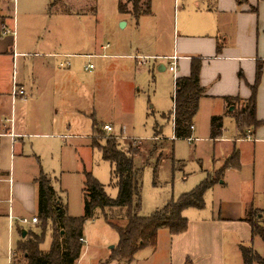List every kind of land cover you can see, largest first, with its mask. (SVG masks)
Listing matches in <instances>:
<instances>
[{
    "label": "rangeland",
    "instance_id": "374dc122",
    "mask_svg": "<svg viewBox=\"0 0 264 264\" xmlns=\"http://www.w3.org/2000/svg\"><path fill=\"white\" fill-rule=\"evenodd\" d=\"M144 1H141L140 8H143ZM150 1L151 15L140 18L136 25L133 16L119 13V0H86L87 6H83V0H0V21L6 22L9 31L8 35H3L0 29V50L9 52V57L0 56V89L10 90L15 73L17 82L26 84L27 91L26 96L14 104L10 98L6 100L5 113L13 122L16 120L18 131L24 130L25 149L29 151L32 144L37 149L36 156L26 160L18 155L11 158V141L3 137L0 139V164L3 170L12 172L13 182L32 183L41 172L48 175L67 204L71 218L83 215L82 190L86 173H91L104 186L111 199L117 197L111 165L103 161L100 152L92 147L93 140L103 145L105 137L110 135L123 145L136 141L133 146L142 150L141 157L135 160L136 165L144 170L140 217L147 218L171 200L191 192L199 184L195 183L197 176L192 174L199 168L214 177V147L205 140L204 129H195L190 141L174 140L172 122L163 118V114L168 115L172 110L174 75L159 72L152 58L171 54L177 11L182 0ZM124 3L127 10H133L130 0H124ZM66 13L69 16H63ZM122 20L128 22V26L122 28ZM108 44L110 49L100 50ZM49 49L84 56L103 53L114 56L91 61L84 57L74 59V63L83 64V67L78 69L76 77L72 76L71 86H65L66 95L55 97L56 100L46 95L38 102L31 97V86L25 82L30 79L37 61L43 60L34 55ZM12 51L26 56H15L13 62ZM136 58H146V62L138 65ZM89 62L95 65L91 73L84 70V65ZM94 121L101 134L93 135ZM104 124H112L114 133L104 132ZM156 125L161 129H154ZM224 126L225 136L232 137V118L225 119ZM156 130L162 134L161 138L154 140ZM164 140L174 141L175 163L171 149H163ZM155 145L157 151L149 159ZM159 153L163 158L154 178ZM257 153L256 165L247 163V172L244 173L255 174L256 198L264 202V150H257ZM237 177L235 184L240 180ZM187 178L190 180L186 183ZM216 193L215 199L234 200L239 196L232 187ZM8 195V184L1 185L0 201L4 202L0 203L1 210L7 208ZM13 210L14 217L19 219L31 220L37 213L22 208L16 198ZM116 222L120 226L126 224L122 218ZM18 225L13 226L9 249L8 220L0 217V264H9V250H16L22 231L42 233L41 223L39 226ZM84 234L87 243L78 264H102L108 260L110 248L119 242L117 232L100 214L85 223ZM167 235L162 230L157 252L152 248L144 249L136 257L135 264H169ZM51 237L52 225L48 222L41 246L43 251H49ZM252 248L264 258L262 239H256Z\"/></svg>",
    "mask_w": 264,
    "mask_h": 264
},
{
    "label": "crops",
    "instance_id": "0c3cea01",
    "mask_svg": "<svg viewBox=\"0 0 264 264\" xmlns=\"http://www.w3.org/2000/svg\"><path fill=\"white\" fill-rule=\"evenodd\" d=\"M84 5L87 6L86 0H83ZM50 10L52 11V9ZM123 15L132 16L131 13ZM63 16L69 15L66 13ZM177 16L172 52L166 56H152L155 66L159 72H169V58L177 56L175 82L177 78L190 75L193 59L201 61L200 83L205 88V96L200 101L194 130L204 129L205 140L212 143L214 147L213 172L223 168L226 159L234 150L239 151L240 169L227 170L219 184L205 194L203 210L189 209L183 212V217L188 220V228L185 233L173 236L164 229L168 233L166 241L169 245V264H244L241 248L252 247L258 239L253 238L251 225L244 218L252 207L264 210L263 200L258 201L256 198L255 174L244 173L247 172L245 165L250 163L255 166L257 150H264V125L254 133L248 131L250 139L246 138L247 134L241 138L232 114L235 107H229L226 99H238L242 101V104L250 99L255 83L257 64L262 62L263 73L257 90L256 118L258 121H264V0H182ZM142 17L146 16L140 18ZM140 18L138 20L134 18L136 25ZM120 24L122 28L128 26V22L124 20ZM0 25L3 34L8 26L2 19ZM110 48L111 46L108 44L102 46L100 50L107 51ZM219 49L220 51H218ZM0 56L9 57V52L4 49L0 50ZM15 56L24 57L26 54L12 51L13 62H15ZM34 56L43 60L37 61L34 65V72L25 83L31 86V97H35L38 102H41L46 95L55 100V97L62 98L66 95L65 86H71L72 76L76 77L78 69L83 67V64L74 63V59H83L84 57L91 61V59L99 57L107 59L114 55L103 53L84 56L83 54H66L49 49ZM51 59L55 61L51 62ZM145 59L136 58L135 60L138 65H143L146 62ZM88 64L94 65L91 62L86 63L84 70ZM25 85L17 82L14 73L10 90L0 89V139L9 138L12 148L11 158L15 159L18 155L22 160L36 156L37 149L33 144L29 151L25 149L26 134L24 130L16 129V120L13 122V119H10L9 115L5 113V105L8 98H10L11 104L22 100L27 92ZM15 86L23 90V94L16 98L13 96ZM237 108H240L239 104L236 105ZM213 116H221L224 120L232 118L234 121L232 137L225 136L223 120L222 138L215 141L210 139V121ZM170 121L172 122V120ZM9 123L10 127L7 126ZM105 125H111L114 129L112 124H104L102 129ZM154 129H161V127L156 125ZM192 174L197 176L195 183H201L211 173L199 168ZM236 176H239L237 178L240 179L237 184L234 180ZM38 178L39 176L33 178L32 183L13 182L12 172H6L0 164V186L8 184L9 191L8 199L5 201L7 208L6 210L0 209V217L8 220L9 249L14 224L16 223V226L23 225L20 223L21 219L14 217V199H17L22 208L36 210L38 213V186L36 183ZM189 180L190 178H187L186 183ZM230 187L237 190L239 195L237 198L235 197L234 200L215 199L217 191L221 193L224 190H229ZM58 196L64 203L59 193ZM0 203L4 202L0 201ZM37 213L33 214V217H37ZM27 225L39 226L40 221L36 225ZM161 232L162 230L158 234V242ZM22 233L23 231L17 245L23 239ZM85 237L84 234L83 246L87 243ZM157 250L158 244L155 252ZM142 251L136 254L132 264L136 263V257ZM102 264H106V261Z\"/></svg>",
    "mask_w": 264,
    "mask_h": 264
},
{
    "label": "trees",
    "instance_id": "16d2710c",
    "mask_svg": "<svg viewBox=\"0 0 264 264\" xmlns=\"http://www.w3.org/2000/svg\"><path fill=\"white\" fill-rule=\"evenodd\" d=\"M133 10L129 12L124 0H119L118 11L120 14H129L138 20L141 16L151 14V1L130 0ZM220 51V49L218 50ZM201 61L193 59L188 77L177 78L174 82L175 91L172 96L173 109L168 114H163L164 119L172 120L174 140H190L193 137L195 119L199 112L201 99L205 96V88L200 83ZM263 63L259 62L256 68L255 83L252 87L250 99L242 104L238 99H226L229 107H235L233 114L238 132L244 138L247 132L254 133L264 121L256 118L257 90L261 82ZM240 108L236 109V105ZM223 120L221 116H213L210 121V139L215 141L222 138ZM93 135L101 134L98 124L92 125ZM162 132L155 131L154 140L160 138ZM103 145L93 140L92 147L97 149L103 161L110 163L111 176L115 180L118 190L117 197L111 199L105 188L91 173L85 174L83 184L84 212L79 218L68 216V206L62 202L53 187V181L43 172L36 180L38 186V213L37 218L41 223V234L28 232L16 248V262L18 264H77L83 253V244L80 239L84 237V226L87 221L94 220L100 214L104 221L118 234L119 242L111 250L106 264H132L136 254L144 249H156L160 230H167L176 236L187 231L188 220L183 217V212L189 209L203 210L205 208V194L215 185L219 184L225 172L229 169H240L239 151L234 150L226 159L222 169L211 174L199 183L191 192L182 194L177 200H171L166 206L155 211L147 218L140 217L142 204V174L143 167H138L135 160L141 157L140 147L132 143L122 144L114 135L105 137ZM174 151V141L164 140V147ZM157 146L150 151L149 159L155 155ZM163 158L162 153L157 155L154 169V178L157 176V167ZM148 163V160H145ZM120 218L126 221L125 226H120L116 221ZM251 225L253 238H260L264 242V210L250 208L244 218ZM48 222L52 225L51 246L48 252L41 250L44 243V233ZM244 264H264L252 247L241 248ZM190 264V263H187Z\"/></svg>",
    "mask_w": 264,
    "mask_h": 264
},
{
    "label": "built area",
    "instance_id": "2783aa9c",
    "mask_svg": "<svg viewBox=\"0 0 264 264\" xmlns=\"http://www.w3.org/2000/svg\"><path fill=\"white\" fill-rule=\"evenodd\" d=\"M7 34H9V31L7 29H5L3 32V35H7ZM177 64H178V57L177 56H173V57L169 58L168 70L173 75H175L177 72ZM93 70H94V65H92V64H88L85 67V71H87V72H91ZM22 94H23V90L15 86L13 89V96L16 98L17 96L22 95ZM103 131L109 135L114 133V129L111 125H105L103 127ZM246 138H249L248 134H247ZM20 223L23 225H27V224L36 225L39 223V220L37 217H33L31 220L23 218L20 220ZM80 242L84 243V239H80ZM15 256H16V251L10 250V252H9V264H18L16 262Z\"/></svg>",
    "mask_w": 264,
    "mask_h": 264
},
{
    "label": "water",
    "instance_id": "95a60500",
    "mask_svg": "<svg viewBox=\"0 0 264 264\" xmlns=\"http://www.w3.org/2000/svg\"><path fill=\"white\" fill-rule=\"evenodd\" d=\"M26 235H27V232H26V231H23V233H22V237L25 238Z\"/></svg>",
    "mask_w": 264,
    "mask_h": 264
}]
</instances>
